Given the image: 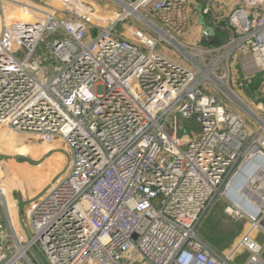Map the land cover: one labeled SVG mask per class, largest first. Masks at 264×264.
<instances>
[{
    "label": "built area",
    "instance_id": "1",
    "mask_svg": "<svg viewBox=\"0 0 264 264\" xmlns=\"http://www.w3.org/2000/svg\"><path fill=\"white\" fill-rule=\"evenodd\" d=\"M115 1L121 12L98 24L76 0H0V146L67 153L25 206L28 226L4 205L0 264H36L30 243L48 264H236L238 249L247 254L239 264H264L251 231L226 256L197 232L217 196L255 227L248 211L262 201L264 214V113L229 87L235 59L246 79L264 78V0H239L226 16L231 35L207 49L179 39L192 0ZM128 16L157 38L119 28ZM178 114L199 132L180 135Z\"/></svg>",
    "mask_w": 264,
    "mask_h": 264
},
{
    "label": "rangeland",
    "instance_id": "2",
    "mask_svg": "<svg viewBox=\"0 0 264 264\" xmlns=\"http://www.w3.org/2000/svg\"><path fill=\"white\" fill-rule=\"evenodd\" d=\"M76 1H79L82 4H86L87 6H93L94 18L91 20L97 22L98 24H104L105 22L115 20L116 16L121 12V8L117 5L115 0ZM141 12L144 13V11L142 10ZM148 15L152 20H154L153 15ZM130 23L137 28L139 27L146 29L151 37L155 39L157 38V35L153 31L149 30L144 25V23L137 19V17L135 16H128L127 19L119 22L118 27L127 28ZM179 39L180 41L185 42L183 37H179ZM162 45L168 47L165 43H160L158 45V48L162 49ZM167 53H171V51H167ZM36 54L39 55L41 60L43 56L47 57V51L44 48L43 42L40 43ZM175 55L180 58V55L178 53H175ZM236 61L237 59L234 60V63ZM55 66L56 63H53V61L50 59L42 61V67L47 68L48 75L54 71ZM241 69L240 67L236 69L239 75L244 74L243 70ZM259 74L263 75V73ZM240 79V77L239 79L235 77L234 81L236 86L239 85ZM244 100L249 102L251 101V99H249L248 97H246V99ZM252 102L253 104H251V107H254L255 102ZM239 104L242 105L240 102ZM178 117L180 120L179 123L180 125H182V128L179 131L180 135H192L193 132H199L200 126L196 122L184 120L181 118L180 114H178ZM183 148H185V145L183 146ZM0 153L9 155H29L33 159H40L46 154H44V147L28 144L22 142V140H19L17 142L13 141L4 143L0 146ZM66 159L67 157L63 153L55 152L50 157L46 158L41 164L35 166L29 165L27 163H17L13 160H0V182H2L5 189H7V198L5 199L8 200L7 201L2 199V203H0L2 205V207L0 206V216L1 214L3 216V219L1 221L4 225L3 228H6V230H8L5 213L2 212V210H4L5 208L8 209V207H4V205L8 204V206L13 207L12 202H14V200L19 201V199L22 198L21 202H23V199L26 200L35 196L46 186V184L54 177V175H56L62 169V167L66 163ZM256 185L257 182L254 184V186ZM237 199L240 201L241 198L237 197ZM229 205L230 202L227 198L223 196H217L197 228L199 236L206 240L210 245L219 250V252H221L225 256L229 255L231 253V250L235 249L237 241L243 234L251 231L252 229H255V226H253V222L247 216L239 217L235 216L234 214H228L226 212V208ZM26 208L27 207H24L20 211V215L27 225V219L25 217ZM254 210L256 209L254 208ZM257 219L260 220L259 217H257ZM236 251L237 253L234 255V262L240 263V253H242V250L238 249Z\"/></svg>",
    "mask_w": 264,
    "mask_h": 264
},
{
    "label": "crops",
    "instance_id": "3",
    "mask_svg": "<svg viewBox=\"0 0 264 264\" xmlns=\"http://www.w3.org/2000/svg\"><path fill=\"white\" fill-rule=\"evenodd\" d=\"M238 1L239 0H192L188 11V15H189L188 28L187 31L181 37L184 38L185 42H189L193 44L195 43L202 49H207L210 47H216L222 45L223 43H225V41H227L228 37L232 33V30L226 26V22H227L226 16L230 12V10H232V8L238 3ZM208 6L212 10L209 11L208 13H203V10ZM203 31H206L208 33V36L205 37L206 43H202L200 41V39L203 36L202 35ZM239 67L240 69L242 68L239 61H236L235 63L232 61L230 73H229L230 75L229 87L245 103L249 104L250 106H252L251 105L253 104L252 101H254L255 105L254 107L251 108L257 114L264 113V98L262 97L264 96V78L262 74L255 73L249 79H246V76H244V74L239 75V73L236 71V69H238ZM235 77H237L238 79L239 77L241 78L239 80L240 82L238 86H236L235 84L234 81ZM242 95H245L246 97L251 99V101L249 102L244 100L246 99V97ZM235 108L238 109V107ZM239 109L240 111H245L242 108V106L241 108L239 106ZM21 201L22 198H20L19 201L14 200V202L12 203L13 204L11 210L12 215L14 214L18 215V207L22 203ZM23 201L25 200L23 199ZM0 206L2 207V205ZM2 212H4V210H2ZM1 216H0V223L2 224L1 221L3 219V216L2 217ZM257 217L260 218V220L258 221V226H256L255 229L251 230V234L255 237L256 240H258V242L264 245V226H263L264 224L262 222V220H264V214L259 213ZM217 251L219 252V250ZM240 254H241V260H240L241 263L246 259L247 254L244 251H242V253ZM263 256H264V251H263ZM233 261H234V257H233Z\"/></svg>",
    "mask_w": 264,
    "mask_h": 264
},
{
    "label": "water",
    "instance_id": "4",
    "mask_svg": "<svg viewBox=\"0 0 264 264\" xmlns=\"http://www.w3.org/2000/svg\"><path fill=\"white\" fill-rule=\"evenodd\" d=\"M200 41L202 43H206L205 37H202L200 39ZM55 152H61L65 156H67V153L64 150H51V151H48L40 159H33L29 155H22V154H14V155L0 154V160H4V161L13 160V161H15L17 163H27L29 165L35 166V165L41 164L46 158L50 157ZM58 175L59 174L55 175V177L52 179V181H54L58 177ZM45 189H46V187L42 191H40L37 195H35L32 198L26 199L24 202H22L19 205V207H18V215H19V217H21L20 211L25 206H27L28 204H30L31 202H33L37 197H39ZM262 222L264 224V220H262ZM22 226L24 228L23 223H22ZM28 251L31 254V256H32V258H33V260L35 261L36 264H48V262L45 260V258L43 257V255L40 253V251L38 250V248L33 243H30L29 244Z\"/></svg>",
    "mask_w": 264,
    "mask_h": 264
},
{
    "label": "bare ground",
    "instance_id": "5",
    "mask_svg": "<svg viewBox=\"0 0 264 264\" xmlns=\"http://www.w3.org/2000/svg\"><path fill=\"white\" fill-rule=\"evenodd\" d=\"M253 180L254 179H252L251 181H249V184L247 185V187H246V191L248 192H251L254 196H256V191H254V190H251L250 189V185H251V183L253 182ZM237 181H235L234 183H236ZM231 198H232V200H233V202L235 203V205L237 206V207H240V208H242V204L240 203V201L238 200V199H236V198H234V197H232L231 196ZM262 203V201H259V207H257L256 208V210H253V211H248L249 213H250V215H251V217H253V218H255L258 214H259V210L261 209V204ZM16 215V214H15Z\"/></svg>",
    "mask_w": 264,
    "mask_h": 264
},
{
    "label": "trees",
    "instance_id": "6",
    "mask_svg": "<svg viewBox=\"0 0 264 264\" xmlns=\"http://www.w3.org/2000/svg\"><path fill=\"white\" fill-rule=\"evenodd\" d=\"M220 36V35H219ZM263 98H264V96H262ZM202 238V237H201ZM203 239V238H202ZM204 240V239H203ZM205 242H207L206 240H204ZM208 243V242H207ZM209 244V243H208ZM210 245V244H209ZM210 246H212V245H210ZM213 247V246H212Z\"/></svg>",
    "mask_w": 264,
    "mask_h": 264
}]
</instances>
